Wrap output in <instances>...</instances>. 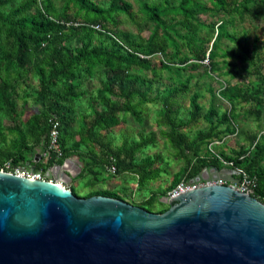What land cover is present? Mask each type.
Wrapping results in <instances>:
<instances>
[{
  "label": "trees",
  "instance_id": "1",
  "mask_svg": "<svg viewBox=\"0 0 264 264\" xmlns=\"http://www.w3.org/2000/svg\"><path fill=\"white\" fill-rule=\"evenodd\" d=\"M139 12L141 25L151 26L144 38L118 28L119 15L132 21L138 16L126 0H108L107 5L96 0H0V170L29 167L35 153L47 145V119L53 114L59 121L62 155H49L44 162L39 159L34 169L62 164L72 154L84 157L80 152L94 155L96 146L102 164L113 165L115 174L133 172L142 183L158 170L152 157L137 159L135 155L154 146L156 136L113 148L102 143L98 132L117 125L121 113L140 122V107L155 103L159 105L155 124L164 127L159 136L183 163L169 188L180 180L194 179L204 167H218L223 160L254 180L249 194L264 204V169L259 165L264 144L256 141L248 153L239 149L232 156L207 148L233 128L237 105L250 104L249 113L256 118L264 115V68L256 52L257 37L250 39L245 32L238 36L226 29L233 17L264 21V0L140 1ZM203 13L214 19L200 20ZM221 38L232 46L219 50ZM205 57L203 74L222 77L216 94L227 108L221 113L212 102L203 109L201 94L189 92L193 72L204 67ZM161 72H167L168 81H162ZM248 76H253L255 85L246 80ZM234 78L238 80L231 82ZM188 92L187 117L182 118L175 100ZM208 92L214 95L210 87ZM84 97H88L89 116L76 121L74 106ZM28 100L36 110L23 117L21 107ZM199 119L205 128L188 136L184 131ZM82 162L79 176L95 167L93 161ZM93 195L120 199L107 191ZM156 199L149 197L137 206L151 211L146 206Z\"/></svg>",
  "mask_w": 264,
  "mask_h": 264
},
{
  "label": "water",
  "instance_id": "2",
  "mask_svg": "<svg viewBox=\"0 0 264 264\" xmlns=\"http://www.w3.org/2000/svg\"><path fill=\"white\" fill-rule=\"evenodd\" d=\"M44 179L0 170V264H264V204L229 185L225 167L195 181L220 180L168 200L158 213L102 195L80 197L56 179L62 164L34 169Z\"/></svg>",
  "mask_w": 264,
  "mask_h": 264
},
{
  "label": "crops",
  "instance_id": "3",
  "mask_svg": "<svg viewBox=\"0 0 264 264\" xmlns=\"http://www.w3.org/2000/svg\"><path fill=\"white\" fill-rule=\"evenodd\" d=\"M94 88L92 87L89 89ZM87 101L88 97H84L80 101L76 102L74 106L76 121H79L80 119H88L89 108ZM151 105L156 104L147 103L140 107V122L131 119V123L130 121H128L129 116H131L130 114H119L120 122L108 130L99 131L98 138L102 141L103 144H109L114 148L121 147L122 145L129 146L139 140V138H137L135 141L129 142L132 139V136H137L140 134L148 136L150 134H154L156 136L154 146L139 149L135 156L137 159H140L143 156L152 157L156 162L155 167L158 170L157 175H155L151 179L145 180L142 183L140 181L138 183V177L133 172L123 171L111 175L107 172V166L102 164L101 162L104 161V159L101 156L99 149L96 146H93L92 150L94 155L80 152V154L84 155L85 158L77 156L75 154H72L68 158H66L63 161V168L65 173L69 177H58L56 181L63 185L65 188L69 190L72 189L74 192L77 189L81 193L80 197H87L89 195L107 191L115 193L121 200L137 205L153 196L157 198L156 201L153 202H159L160 205L158 207L154 206L152 202L149 205L152 208L150 209L151 211L157 212L165 205H167L168 207L166 192L170 189L169 187L172 184L173 176L179 170L183 163L177 158L176 152L172 151L171 147L168 146V144L165 143V141L162 140V138L159 136L160 130L164 129V127H158L155 124L158 110L155 111V114L153 113V127H151V129H148V131H145V133H142L143 131L141 130V133H139L138 129L134 127L133 122H136L138 124H141V128H143V122L145 120V116L147 115V110ZM214 106L218 113H221L227 108L220 107L218 104H214ZM250 108V104H241L235 107L234 114L236 117L233 121H231L233 128L227 133L221 135L219 138L213 139L209 143L211 147L208 144L207 148L211 153L222 154L224 156H232L233 152L239 149H244L245 152L248 153L249 151H251L252 145L256 141H260L261 144H264V115L260 114V116L256 118L249 113ZM179 115L182 118H186L187 108L186 114L184 116H182L180 112ZM197 122L192 129L184 131L188 136L191 137L192 134L197 130H203L202 127L194 131ZM121 135H123L125 139L127 138V140L125 141L124 139L123 142H119ZM141 138L142 136L140 137V139ZM73 139L77 140V136H75ZM158 142H161L166 148H170V150H166L165 148L163 151H159ZM212 146H215V148H212ZM84 160L89 161V163L90 161H93L95 167H89L88 174L79 176L80 170L83 165L82 161ZM100 162L101 164L99 165ZM259 165L264 169V156H262V158L260 159ZM221 167L229 169L231 174L235 178H237V174L234 168H232L228 162H221V164L217 168ZM121 174L123 175L119 176ZM108 178H113V180L107 181ZM77 182L80 183V186L76 184ZM145 190H148V193L143 194V191ZM137 191H139L140 194L135 199Z\"/></svg>",
  "mask_w": 264,
  "mask_h": 264
},
{
  "label": "rangeland",
  "instance_id": "4",
  "mask_svg": "<svg viewBox=\"0 0 264 264\" xmlns=\"http://www.w3.org/2000/svg\"><path fill=\"white\" fill-rule=\"evenodd\" d=\"M97 2H99L102 5H107L108 0H96ZM128 1L131 6L132 9L134 11V14L138 15L135 18V21H132L128 18H126L123 15H119V25L118 28L121 31H124L128 34H130L131 36L135 37V38H144L147 36V34L149 33V30L151 29L150 25L147 26H143L141 25V19H142V14L139 12V2L140 1H154V0H126ZM199 19L200 20H208V19H214L212 17L209 16L208 13H203L201 15H199ZM141 20V21H140ZM226 29L229 32H235L238 36H240L243 32H245L251 39V37L256 36L257 37V56L261 62V66L262 68H264V21L263 20H249V19H244V20H240L236 17H233L232 19V25H226ZM210 41H207L206 43V47L208 48L210 45ZM219 50L231 47L232 44H230L226 39L221 38L219 39V41L217 42ZM182 51L184 50L183 47H181ZM169 52V49H167V53ZM156 58H160V55H155ZM218 60L220 59L219 57L217 58ZM239 64V63H238ZM237 64V65H238ZM205 64L204 67L199 68L197 71L193 72L194 77L191 79V81L189 82V92L191 91H197L198 93L201 94V98L199 99L200 104L202 105V108H207L208 105L212 102L213 104H218L220 107H227V104L221 100L217 95H216V90L219 88L220 86V80L222 79V77L218 78L217 73L215 74H210V75H206L203 74V69H205ZM187 71L184 72V74ZM161 75L163 76L162 81H168L167 80V72H161ZM183 77V76H181ZM238 79L234 78L231 80V82H236ZM246 80L250 81L251 85H255L256 80L253 78V76H248L246 78ZM94 81L92 80L91 83L92 85H94L93 83ZM32 89H29V92L32 91L34 89V84L31 85ZM212 88L214 95L211 96V94L208 92V88ZM185 93L180 95L176 100L175 103L178 105V109L179 112L181 113L182 116H184L186 114V108H187V103H188V97L190 93ZM31 100H28L27 104L25 106L21 107V113L23 117H27L29 116L31 113H33L36 110V106H33V104L31 103ZM158 104L156 105H151L149 106L148 110H147V115L145 116V120L143 122V128H141V124L138 123H134L133 125L136 129H138L139 133H141V130L143 131L142 133H145V131H148V129H151V127H153V113L155 114V111L158 110ZM129 116V115H128ZM128 118V117H127ZM131 119H133L131 116H129L128 121H131ZM3 122L5 123V120H3ZM204 128L205 127V123L203 122V120L199 119L197 124H196V128L194 129V131L196 129H200V128ZM158 130V128H157ZM193 131V132H194ZM146 137V135H137V136H132V139L129 142H133L135 141L137 138L140 139V137ZM125 139V137L123 135H121L119 142H123V140ZM127 140V138L125 139V141ZM163 140V139H162ZM158 149L159 151H163L166 147L161 143L158 142ZM169 146V145H168ZM211 147V145H210ZM212 148H215V146ZM166 150H170V148H166ZM172 151H174L172 149ZM169 152V151H168ZM123 174L119 175L122 176ZM108 180H113V178H108ZM78 184V186H80V183H76ZM75 185V184H74ZM148 193V190L143 191V194ZM74 194H76L77 196H80V192L76 189ZM139 191L136 192V196L135 199L137 198V196L139 195ZM154 206H159L160 203L159 202H153L152 203ZM146 208L148 209H152L151 206H146Z\"/></svg>",
  "mask_w": 264,
  "mask_h": 264
},
{
  "label": "built area",
  "instance_id": "5",
  "mask_svg": "<svg viewBox=\"0 0 264 264\" xmlns=\"http://www.w3.org/2000/svg\"><path fill=\"white\" fill-rule=\"evenodd\" d=\"M92 27L95 28L96 30H100V27L98 25H94ZM139 56L142 57L143 55H139ZM201 62L203 64H206L207 63L206 57L203 58ZM47 122L49 126L48 134H47V145L45 149L39 153L40 154L39 159H41L42 162H44L45 159L49 157V155H53V157L55 158H58L62 155V151L60 149L58 142L59 121L55 115L51 114L49 115ZM221 161L224 163L223 160ZM228 163L230 164V162ZM8 166H9L8 163L4 164L5 168H7ZM234 170L237 174V182L236 183L230 182L229 185L240 192L249 194L254 185V180L248 177V175L243 170L239 168H234ZM1 171L4 170L1 169ZM4 172H8L14 175H18L30 179H38V180L44 179L42 174H40L39 172H33L28 170L27 168L26 169L13 168L10 171H4ZM107 172L111 175H114L115 167L113 165H110L109 167H107ZM221 183L223 182L220 180H212V181H195L194 179H191L189 181L180 180L178 183H176L172 188H170L166 192V199L167 200L175 199L180 194L195 189L199 186L210 185V184H221Z\"/></svg>",
  "mask_w": 264,
  "mask_h": 264
},
{
  "label": "bare ground",
  "instance_id": "6",
  "mask_svg": "<svg viewBox=\"0 0 264 264\" xmlns=\"http://www.w3.org/2000/svg\"><path fill=\"white\" fill-rule=\"evenodd\" d=\"M54 186L57 187V188H59V189L62 188V185L60 183H58V182H56V184H54Z\"/></svg>",
  "mask_w": 264,
  "mask_h": 264
}]
</instances>
